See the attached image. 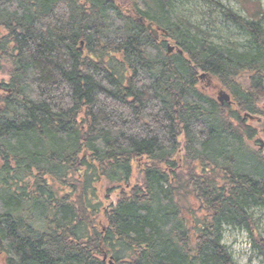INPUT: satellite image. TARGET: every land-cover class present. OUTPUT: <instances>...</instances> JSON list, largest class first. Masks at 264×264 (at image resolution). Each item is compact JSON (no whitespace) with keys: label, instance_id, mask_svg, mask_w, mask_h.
I'll use <instances>...</instances> for the list:
<instances>
[{"label":"trees","instance_id":"1","mask_svg":"<svg viewBox=\"0 0 264 264\" xmlns=\"http://www.w3.org/2000/svg\"><path fill=\"white\" fill-rule=\"evenodd\" d=\"M181 1L0 0L5 264H236L224 227L264 260V12L191 0L239 51L194 34Z\"/></svg>","mask_w":264,"mask_h":264},{"label":"rangeland","instance_id":"2","mask_svg":"<svg viewBox=\"0 0 264 264\" xmlns=\"http://www.w3.org/2000/svg\"><path fill=\"white\" fill-rule=\"evenodd\" d=\"M220 4L230 8L233 12L243 18L249 17L247 13L254 6H261L264 12V0H214ZM174 12L187 20L192 25V32L209 39L217 45L229 46L236 45L239 51L245 50L246 37L237 31L232 25L225 22L223 17L217 12L216 8H209L208 4L200 1L176 2L174 4ZM264 18V16H262ZM264 20V19H263ZM264 26V22H263ZM171 45V44H170ZM2 77H0L1 79ZM252 117L251 125L256 126ZM251 120V119H250ZM264 143V137L259 135L255 140V145L259 147V141ZM115 196L110 197V201L114 203ZM250 214L255 220L262 216L259 210H251ZM257 233L264 239L262 224H257ZM223 244L228 248L233 260L236 264H264V260L260 255L251 248L250 237L245 231L232 228H223ZM0 264L4 263V257H0Z\"/></svg>","mask_w":264,"mask_h":264},{"label":"water","instance_id":"3","mask_svg":"<svg viewBox=\"0 0 264 264\" xmlns=\"http://www.w3.org/2000/svg\"><path fill=\"white\" fill-rule=\"evenodd\" d=\"M137 21H138V23H140V24H144V20H143L142 18H139ZM146 29H147L148 31H150L151 35L154 37L155 40L158 39V31L155 30V29H153L152 24H146ZM173 49H174L173 47L168 46V47H167V52H168V53H171V52L173 51ZM217 101H218L221 105H223L225 102H228V103H229V101H230V97H229V95L226 94L224 91H219V92L217 93ZM229 104H230V103H229ZM259 144H260V148H263V147H264V143H263L261 140H260ZM109 264H111V263H109Z\"/></svg>","mask_w":264,"mask_h":264},{"label":"flooded vegetation","instance_id":"4","mask_svg":"<svg viewBox=\"0 0 264 264\" xmlns=\"http://www.w3.org/2000/svg\"><path fill=\"white\" fill-rule=\"evenodd\" d=\"M3 255L0 253V257H2Z\"/></svg>","mask_w":264,"mask_h":264}]
</instances>
